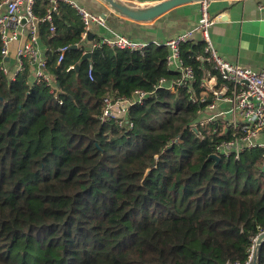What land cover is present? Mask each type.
Wrapping results in <instances>:
<instances>
[{
    "label": "trees",
    "instance_id": "trees-1",
    "mask_svg": "<svg viewBox=\"0 0 264 264\" xmlns=\"http://www.w3.org/2000/svg\"><path fill=\"white\" fill-rule=\"evenodd\" d=\"M52 17L39 35L54 86L30 81L27 57L15 78L0 63V264H247L264 232V149L209 159L237 135L192 126L213 99L204 75L222 82L205 42L180 45L194 79L172 90L158 87L181 76L167 45L100 44L84 59L77 9L58 0ZM1 49L0 37V62ZM107 95L132 101L123 123L104 117ZM256 255L264 264V242Z\"/></svg>",
    "mask_w": 264,
    "mask_h": 264
},
{
    "label": "built area",
    "instance_id": "built-area-1",
    "mask_svg": "<svg viewBox=\"0 0 264 264\" xmlns=\"http://www.w3.org/2000/svg\"><path fill=\"white\" fill-rule=\"evenodd\" d=\"M208 1L201 0V17L197 30L200 31L202 40L205 42V50L208 53L207 59L213 62L214 68L218 71L220 78H222V84L219 85L217 83V75H212L211 73L204 75L203 86L213 94V99L203 111L205 115L199 121L193 123L192 126L197 128L198 125L204 126L209 123H216L220 127L230 128L234 135L237 136L219 143L216 146L217 151L215 153L219 154L221 158L230 156L238 158L246 147L259 146L264 149V142L256 140V137L264 132V65L260 69L255 70L239 63L231 62L217 52L210 36V27L214 23V19L210 15ZM50 2L51 6L47 15L44 18H40L33 10L35 0H0V37L2 41V61L0 63L1 68L8 75L10 73L5 61L9 53V46L11 42L19 38V24L24 18L29 24L30 34L29 41L18 49V55L22 60L18 73L24 69L23 57H27L33 66H37L35 79L32 83H40L45 80L54 86V82L46 71V60L39 58V50L36 45L37 29L40 21L50 22L52 25L51 29L55 30L52 22V13L57 10L58 0H50ZM68 2L77 9L82 18L84 24L83 38L88 36V32L91 31L94 24L106 25V18L102 15L95 14L73 1ZM3 5L6 6L4 12L1 11ZM24 6L26 7L25 12H23ZM192 38L193 31L191 30L169 39L164 44L169 48L167 56L169 66L180 72L181 76L177 81H168L162 78L158 87L175 90L176 85H187L194 79L193 69L184 64L180 54V45ZM100 44H106L120 50L142 52L151 43L136 40L127 34L113 33L102 38L100 42L93 41L87 47L85 53ZM67 49L68 46L61 48L59 62L63 59ZM89 75L92 77V70L89 71ZM167 82H171V86H167ZM146 95V92L138 91L136 94L138 98L133 101L141 102ZM127 101L130 100H115L111 95L105 96L104 117L106 119L118 118L120 123H123L126 115L123 114L124 109L121 105ZM130 102L132 104V101ZM239 132L243 133L238 134ZM260 234L252 237L247 264L256 257L258 251L257 239Z\"/></svg>",
    "mask_w": 264,
    "mask_h": 264
},
{
    "label": "crops",
    "instance_id": "crops-1",
    "mask_svg": "<svg viewBox=\"0 0 264 264\" xmlns=\"http://www.w3.org/2000/svg\"><path fill=\"white\" fill-rule=\"evenodd\" d=\"M73 1L87 10L106 18V25L94 24L91 31L94 39L88 36L83 39L85 46H90L95 38L102 39L113 33H123L132 38L163 45L169 39L188 31H193L195 40H202L197 30L201 17V1H195L177 6L159 18L150 21H137L125 14L114 10L107 0H66ZM130 7L141 9L150 7L162 0H117ZM208 9L214 23L210 27L211 41L217 52L225 59L243 66L258 70L264 65V0H209ZM6 6L1 7L5 11ZM26 7H23L25 12ZM20 36L11 42L6 58V66L10 76L16 77L21 63L18 49L29 41V24L22 19L19 24ZM36 45L39 58L46 60L48 46L40 38L39 23ZM86 47V48H87ZM37 66L31 65L30 81L35 79ZM173 70H175L172 67ZM217 83H219L217 81ZM222 82L219 83V85ZM171 86V82H167ZM138 98L135 96L133 100ZM130 101L122 103L123 114L127 115ZM264 142V132L256 137Z\"/></svg>",
    "mask_w": 264,
    "mask_h": 264
},
{
    "label": "water",
    "instance_id": "water-1",
    "mask_svg": "<svg viewBox=\"0 0 264 264\" xmlns=\"http://www.w3.org/2000/svg\"><path fill=\"white\" fill-rule=\"evenodd\" d=\"M107 1L111 4V7L114 10L119 11L134 20L150 21L159 18L160 16L164 15L165 13H167L168 11H170L171 9L177 6L190 2L201 1V0H162L161 2H158L150 7L141 8V9L130 7L129 5L121 3L117 0H107ZM88 39L89 40L94 39V33L92 31L88 32ZM90 57H91L90 52L85 53L83 56L84 59H88ZM76 68L79 69L80 65H77ZM209 159H215L216 161H219L221 159V156L217 153H212L209 155ZM149 172L150 169L147 170L146 175ZM263 242H264V232H262L257 239L258 250L260 249ZM256 262H257V255L249 264H256Z\"/></svg>",
    "mask_w": 264,
    "mask_h": 264
}]
</instances>
